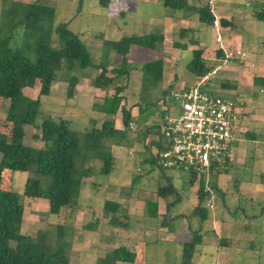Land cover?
Instances as JSON below:
<instances>
[{
	"label": "rangeland",
	"instance_id": "1",
	"mask_svg": "<svg viewBox=\"0 0 264 264\" xmlns=\"http://www.w3.org/2000/svg\"><path fill=\"white\" fill-rule=\"evenodd\" d=\"M31 1H38L54 8V17L51 25L52 32L49 35L43 31L35 35L24 36L21 26H12V17H4V9L10 4H25ZM203 1L206 2L207 0ZM100 2V0H8L7 5H5L0 0V21L2 22L0 29L3 35L10 36L12 34L10 40L12 46L18 47L25 56L31 60H35L36 47L40 41L48 42L54 48L60 47L59 32L56 31V28L61 22H64L67 25V29L78 34L87 47L94 64L87 68L92 74L97 72L96 69L99 68L100 64L107 69L119 66V55L115 52L112 45L108 44L109 41L117 40L122 36L137 35L145 32L146 34L161 32L166 33L168 36V49L164 50L163 45L160 47L164 50L166 58L172 61L167 67L168 71L165 73L166 76L163 83L171 81L172 84H175V81L186 80L185 77L189 79V77L195 76V74L185 69L186 63L191 57L188 51L195 47V43L187 41V37L195 39L197 40L196 43L201 44L204 56H212L211 60L215 64H221V57L217 55L218 45L211 40L215 31H213L212 26L199 22L195 15L192 14L187 23L191 29L190 33L181 35L179 34L182 24L181 17L182 14H186V11H173L169 7H164L162 3H158V0H147V2L138 0V3L127 2L129 9L125 10L121 15V6L118 2L115 1L109 5V9ZM240 2V8L248 11L249 15L244 11L243 17L238 18V20L236 19L237 17H232L230 21H235L234 27L229 25L233 28H228V30L237 29L240 31L233 35H241L240 38L243 44L238 48L246 52L247 58H244V60L243 58L236 57L238 58L237 61L233 59L228 69L216 71L210 79L207 88L215 94L235 100L241 98L239 96L240 91L244 90L246 92L245 99L249 107L246 104L245 106L248 107L249 111L245 124L247 128L255 130L257 133L255 140H245L246 138H244L245 141L241 143V138L238 147L235 149L234 156L222 164L221 174L215 176L209 172L208 174L199 175L195 181L189 180L190 173L186 170L173 172V169H159L160 167L147 163L144 161V158L148 157L149 153L143 151L137 140L141 138L140 141H142L145 128L150 124L156 125L161 120L163 114L169 117L174 116L177 101L173 98L171 92L165 93L172 110L166 112V106L161 110L159 99L162 95L159 94V88L156 91L158 85L143 83V89L141 90L143 92L141 97L142 103L140 107L144 109L135 120L137 131L134 134L140 138L135 140V142L129 143L130 141H128L127 143L122 141V136L118 134L113 139L107 141L109 150L112 153L115 152L111 171L108 174L101 173L98 171L101 162L96 159L92 160V165H94L96 172L91 178H84V181H82L76 208H74L75 211L73 210L75 213H73L72 217L69 213V219L63 218L64 213L61 215L50 213L48 211V201L43 197L30 198L22 196L24 204L22 233H26L32 238H37V235L41 234L43 230H48L49 235L50 232L54 234L56 233V224L64 221L70 224L72 220L74 232L71 237V247L67 250L69 264H95L98 257L122 245L123 240L127 237H136L145 243L144 255L141 254V256L139 253L134 262L120 261L116 264H181L183 241L191 239L190 232L194 229L193 226H196L197 223L200 225L203 221V218L193 211L195 203L199 201L198 196H196L198 189L204 188L206 190L210 188V193L206 194L202 201V206L205 208L208 219L214 217L217 219H236L237 221L244 219L251 213H256L252 216L251 220L257 225L263 222L264 216H262L260 210L264 202V183L260 181V174L264 172V120L260 119L263 118L262 114H264V111H262L264 110V86L251 85V83H247L248 85L238 83L240 75L236 72H238V68L241 71L245 70V74L241 78L247 81L253 75H248L252 70L254 73L257 72L258 76H264V45L261 43L264 37V21L257 20L252 13V8L264 3V0H240ZM214 8L212 6V10ZM164 13L167 14L166 17L169 16L168 13H174L173 17L176 20L171 21L169 25L170 29L162 27V24L159 26L156 23L159 17L165 16ZM225 16H228V14ZM244 17L245 19H243ZM166 20L168 21L167 18ZM221 27L219 26L220 31L222 30ZM225 33L229 32L225 31ZM175 42H178L177 45H175ZM182 43H185L186 47H181L180 44ZM256 47L257 50L255 49ZM150 50L148 53L144 47L135 45L132 48L129 64L141 65L147 62L158 52L157 49ZM155 56L161 57V55ZM250 62L255 67L250 68ZM64 65L61 61L58 65L60 68L56 69V79L52 85L50 94L40 96L41 104L38 114L33 124L25 125L23 143L35 148L41 147L44 144V141L33 138L34 136H39L40 125L48 117L54 120H57L59 117L66 118L70 121V126L79 132H84L87 127L91 128L97 122L101 124L102 120L107 117L113 118L114 121L117 120V123H120L122 126L121 111H117L113 116L106 115L104 112L96 110V106L93 104L90 106L87 103H81V108L83 109L77 108L73 99L74 94L72 97L66 96L70 74L61 67ZM85 70L86 68L74 70L71 72V75L76 76L79 80L82 77V72H85ZM108 74H112L111 70H109ZM129 74L131 87V81L133 78L135 79V75L132 70H130ZM247 75L249 77H245ZM124 82V77L120 76L114 80L113 84L123 85L125 84ZM221 82H226L225 87H220ZM113 84L104 90H100L102 92L105 91V95L100 96L99 99L101 100L99 101L114 94ZM37 86L33 88L27 87L24 89V92L35 98L38 95ZM93 87L91 85L89 88L93 89ZM134 95L130 92L125 94L124 97L125 99L128 97V99L134 98L136 100L138 94L134 93ZM253 97L256 98L253 100ZM89 107L92 108V112L90 109H87ZM6 109L7 100H2L0 103V131L10 134L11 124L6 120ZM145 121H147L146 124ZM132 133L130 131V135ZM155 135V131L151 130L147 140L154 139ZM124 137L127 140L131 139L127 134ZM129 150L133 151V155H129ZM119 151H121V154H119ZM8 171L5 170L7 177H4L2 182L3 187L20 193L23 191L25 181L29 176L39 177L43 186L49 181V177L38 176L31 171ZM163 173L175 183L176 191L171 195L160 198L162 201L159 202L158 200V203H154L155 199L153 197L157 194V187L167 182L165 177H163ZM174 174H177L178 177H174ZM88 179H91V182H93V188L91 189L88 188L90 181L84 185ZM211 183H217L220 189L214 188ZM237 184H239L238 187L236 186ZM115 190L119 191L116 193ZM176 197H179L178 201H176ZM209 198H211L213 205L211 208L206 206ZM105 199L118 201L121 204L119 211L113 214L112 212H106L103 208ZM149 203L151 205L149 207L150 210L148 209ZM159 203H163L165 206L161 214L158 211L160 209ZM77 209L84 210L81 214L82 216L78 215ZM151 211H154V213H151ZM167 215L171 219L173 218V220L169 219L168 228L163 230L161 228V221L163 219L166 220L167 217L165 216ZM114 217L118 218V220L116 219L118 222L124 221L123 224H126V226L122 227L119 223H112ZM95 220H97V223L94 228L87 229L81 227L83 222H93ZM76 222H78L77 225H75ZM245 224H248L247 221H245ZM113 225H118V229H113ZM188 225L190 226L189 229L186 228ZM174 226L186 228V231L176 234L174 233L176 231ZM169 229L171 233L169 232L168 237H165L164 234ZM239 241L243 242L241 239ZM243 244L249 247L245 242ZM254 244L257 247L256 251L261 248L259 241H255ZM251 251L250 248L243 250V252ZM258 251L262 252V250ZM214 258V255H209L206 261L212 263Z\"/></svg>",
	"mask_w": 264,
	"mask_h": 264
},
{
	"label": "trees",
	"instance_id": "2",
	"mask_svg": "<svg viewBox=\"0 0 264 264\" xmlns=\"http://www.w3.org/2000/svg\"><path fill=\"white\" fill-rule=\"evenodd\" d=\"M2 1L7 5L8 0ZM100 1L103 6H108L109 0ZM195 1L199 4L192 5L188 0H162V4L177 11H195L200 22L212 25L215 16L209 2ZM4 10V17H12V26H21L24 36L35 35L43 31L49 35L52 32L51 25L54 17L52 6L31 1L25 4H10ZM253 15L257 20L264 21V5L258 6ZM219 24L234 26V22L224 18L219 19ZM66 26V23L61 22L56 28L59 32L60 47L54 48L48 42L40 41L36 47L35 60L25 56L18 47L12 46L10 43L12 34L3 35L0 29V103L2 100H7L6 120L11 124L10 134L0 131V264H69L67 250L71 247V237L74 232L72 220L70 224L65 221L56 224L54 234L50 232L49 235L48 230H43L37 238H32L21 232L24 220L22 196L43 197L48 201L50 213L56 215L64 213L63 218L69 219L75 213L74 208H76L82 181L96 172L92 160H99L101 166L98 171L108 174L112 168L113 156L107 141L118 134L124 135V130L115 127L113 118L107 117L99 127L93 126L86 128L84 132H79L70 126V121L66 118L59 117L54 120L48 117L40 125L39 136L33 138L44 141V144L35 148L23 143L25 125L34 123L41 104L40 96L50 94L52 83L56 79V69L60 68L58 65L61 61L65 64L61 67L70 74L66 90L67 97L73 96L78 83V78L72 76L71 72L94 65L79 35L67 29ZM187 30L188 28H182L179 34L182 35ZM163 41L164 35L161 32L132 34L109 41L108 44L112 45L120 56V64L110 69L101 64L98 66L100 69L96 66L99 72L94 78L93 86L105 89L120 76L126 79L130 70L135 69L142 70L143 83L157 84L163 77V60L155 59L141 65H130L129 53L135 45L148 49H159ZM261 43L264 45V37ZM202 53V49H195L186 63V68L198 77L211 70ZM109 70L112 74H108ZM253 83L264 86V76H255ZM36 86L38 88L37 97L33 98L24 92L25 88ZM123 86L117 84L112 96L96 101L93 105L96 106V110L112 116L120 109L121 121L126 129L129 128L131 113L124 106L120 107L122 100L120 92ZM254 135L253 132H246V136L250 139H253ZM150 160L155 163L154 157ZM5 170L10 172L31 171L38 176L49 177V181L43 186L39 177L29 176L20 193L3 187L2 182L4 177H7ZM220 172L222 168H215V166L210 170L211 175ZM190 174V181H195L201 175L196 172H190ZM260 181L264 183V172L260 174ZM211 184L215 187V183ZM175 191L173 184L168 180L166 184L158 187L157 194L166 197ZM206 194L208 193L204 188L198 189L199 201L194 212L198 213L201 218L206 217L205 208L202 206ZM120 207L119 202L104 200L103 208L106 212L117 213ZM149 207H151L150 203L148 206L150 210ZM63 209L71 211H63ZM117 217L112 219V223L122 224L116 221ZM96 223L97 220L88 221L82 225V228L92 229ZM200 242L199 230H192L191 239L182 243L181 264H192L195 246ZM134 248L129 244L119 245L98 257L95 264L134 262L140 253Z\"/></svg>",
	"mask_w": 264,
	"mask_h": 264
},
{
	"label": "crops",
	"instance_id": "3",
	"mask_svg": "<svg viewBox=\"0 0 264 264\" xmlns=\"http://www.w3.org/2000/svg\"><path fill=\"white\" fill-rule=\"evenodd\" d=\"M115 1L118 2V4H120V6H121L120 7V9H121L120 10L121 11L120 14L121 15L124 13L125 10L129 9L128 3L130 1L138 3V0H110V1H108V6L113 4ZM140 1L147 2V0H140ZM149 1H151V0H149ZM188 1L192 5H198L199 4L195 0H188ZM209 1H212L211 2V7L212 6L215 7L214 10H212V12H213V14L215 16V20H217V25L215 26L214 23H213L212 25H207V26H212L213 31H215V33H214L215 37H214V34H213L211 40L213 42H216L217 45H218L217 55H219V57H221V59H220L221 64H219V65L215 64V62H213L211 60L212 56H210V57H208L206 55L204 56V50L201 47V44L200 43H196L197 40L187 37V41L195 43L194 44L195 47L193 49H190V51H188V52H190L191 57H192L193 52H194L195 49H202L203 50L202 56L206 60L207 64L211 67V69L216 68L217 72L220 69L222 71H225V69H228V67L233 62L232 60L236 59V61H237L238 58L228 59L225 62L224 61V49L225 50H235L234 48H236V49L240 50V48H238V47L240 45H242L243 43H242V39L240 38L241 35H238V34L237 35H233L236 32H238L239 30H237V29L228 30V28H233L234 26L233 27L222 26L221 27L222 30L220 31L219 26H221V25L219 24V19L220 18H224V19L230 21L232 19V17H237L236 19L238 20V18L243 17L242 14L246 10H242L240 8V3H241L240 0H209ZM209 1L207 0L206 2H204V1L203 2L207 3ZM158 3H162V0H158ZM252 4H251V6H252ZM260 5H264V3H262ZM260 5L254 6L252 8V13ZM108 6L106 8L109 9L110 7H108ZM170 9H172V8H170ZM189 12L186 11L185 12L186 14H182V17H181L182 24H181L180 30L182 28H188L187 32L182 33V35H187L191 31V29H190V27H189V25L187 23L189 21V18L192 16V14L195 15L197 17V19H198V15H197V13L195 11H189ZM246 12L249 15V12L248 11H246ZM168 14H169V16H167V17H166L167 14H165V16L163 15V16L159 17L158 20L156 21V23H158L159 26H160V24H162L163 25L162 27L170 29L171 27L169 25H170L171 21L176 20V19L173 17L174 13H168ZM227 14H228V16H225ZM176 15H178V14H176ZM166 18L168 19V21L166 20ZM243 19H245V17ZM202 24H204V23H202ZM180 30H179V32H180ZM225 31H227L229 33H225ZM142 34H144V33H142ZM218 34L221 37V42H217L216 41V38H217ZM137 35H139V34H137ZM163 35H164V41H163L162 45L164 47V50H166V49H168V46H169V44L167 43V37L168 36H167L166 33H163ZM182 39H184V38H182ZM183 41H186V40H183ZM220 43L222 44L224 49L219 47ZM180 45L181 46L183 45V46L186 47L185 43H182ZM233 45H235V46H233ZM132 48H131L130 53H129V59H130V56H131V53H132ZM144 49H146L148 51V53H149V51H151L148 48H144ZM160 49L161 48L157 49L158 52L155 54V55H161L160 58L156 57L154 55L151 59H149L147 61H151V60H155V59H162L163 58L162 59L163 60V77L156 84V85H158L156 91L159 88V94L162 95L161 98L159 97L160 98L159 99V105L161 106V110H162V108L164 109V106H166V105H164L165 103H167V105L170 106V103L168 102L167 95L165 93L172 92L173 90L187 88L188 86L194 84L197 81L198 76L195 75L193 77H189V79H187L185 77L186 80L181 79L179 81H175V84H172L171 81H169L167 83H163V80H164V78L166 76L165 73H166V71H168L167 67L169 66V64L172 61L170 59L166 58V56L164 55V52H163L164 50H162V49L160 50ZM255 49L257 50V47ZM153 50H156V49H153ZM263 54H264V51H263ZM244 58L246 59L247 57H244ZM119 60H120V56H119L118 62H119ZM213 64H215V65H213ZM249 66H250V68L251 67L252 68L255 67V65L252 62H250ZM185 69H187V68L185 67ZM96 70H97V72L95 74H92L91 72H89L90 70L88 68H86L85 72H82L83 75L81 74L82 77L78 80V83H77V85L75 87L73 99H74V101L76 103L75 105L79 109H83V108H81V103H87V104H89L91 106L92 104H94V101L101 100V99H99L100 96H104L105 95V91H103V92L100 91L101 90L100 88H96V87H93V89L89 88L91 85H93L94 78L99 72V69H96ZM132 72L135 75V79L134 78L132 79L131 87H130V79H129V75L130 74L125 79V82H124L125 84H123L124 85L123 89L120 92V95H122V100H121L120 107L124 106L126 109H128L130 111V113H131L130 124L133 127L131 128L130 124H129V128L124 129L123 124L121 126L120 123H117V120H115V127L116 128L120 127L119 129L124 130V135H122L121 140L125 141L127 143H128V141H130L129 143L135 142V140L140 138L138 135H134L136 133V131H137V125H136L135 120L140 115V113L143 112V109H144V108L140 107V105L142 103L141 102V97H142V93H143L141 91L143 89L142 88L143 87L142 70L141 69H135V70H132ZM236 73L238 75H240V79L238 80V83H241V84H244V85H248L247 83H251V85H254L253 78L255 76H258L256 74L257 72L254 73L253 70H252V72L250 71L248 75H252V74L253 75L249 78V81H247V80H243L241 78L242 75L245 74V70L241 71L238 68V72H236ZM248 75L245 76V77H249ZM53 83H52V85H53ZM111 84H113V83H111ZM111 84H109L108 86H110ZM225 85H226V82H221L220 87H225ZM108 86L106 88H108ZM115 86L116 85H114V88H115ZM52 87H51L50 92L52 91ZM102 90H104V89H102ZM130 92H132L133 96H135L134 93L138 94V97H137L136 100H134V98H132V99L129 98L130 99L129 100L128 97H127V99H125V97H124L125 94L130 93ZM245 93L246 92L244 90L240 91V93H239L240 95L239 96L241 98H239V99L242 100L248 106L247 101L245 99ZM255 98L256 97H253V100ZM160 100H161V102H160ZM83 107H85V106H83ZM248 107H246V108L249 111ZM87 109H90L91 112L93 111L91 107H89ZM118 111H120V109H118ZM262 111H264V110H262ZM166 112H167V110H166ZM262 115H263V118L260 119V120H264V114H262ZM162 116H164V114ZM162 116H161V120H162ZM121 119H122V117H121ZM251 119H253V118H251ZM161 120H159V122L156 125H151L150 123H148L150 125L145 128V130H144L145 134L142 137V141H140L141 138L139 140H137L138 141L137 143H140V146L143 149V151L149 153V156L145 157L144 161H146L147 163H151L154 166L156 164L154 162L152 163L150 158L154 157V155H156L157 151L159 150L160 143H159V140H158V134H159L158 126L161 123ZM93 123H94V120H93ZM121 123H122V121H121ZM146 123H147V121H145V124ZM118 124H119V127H118ZM100 125L101 124H98V122H97V124H95L94 126L99 127ZM87 128H89V127H87ZM151 130H154L156 135H155L154 139H151V140L148 141L147 138L149 136V133H151ZM130 131L133 132L131 135H130ZM247 131L253 132L255 134L254 138L250 139L245 134V136L240 141L241 143L243 141L247 140V139L248 140L249 139L250 140H255V137L257 135L255 130H252V129L248 128ZM126 134L129 135V137H131V139L127 140L124 137ZM244 138H246V139L244 140ZM240 142L238 141L235 144V147L233 149L232 157L234 156L235 149L238 147V144ZM120 147H121V145H120ZM153 148L156 149V150H154ZM128 153H129V155H133V151H131V150H129ZM114 154H115V152L112 153V156H114ZM119 154H121V151H119ZM159 169H162V168H159ZM172 171L173 172H178V171H181V170L173 169ZM221 173L222 172H220L218 174H215V176H218ZM91 177H88V178H91ZM163 177H165L166 181L169 180L173 184L174 188L176 187L175 183L170 178H168L164 173H163ZM174 177H178L177 174H174ZM190 177H191V174H189V180H190ZM171 178H173V176H171ZM86 182H89L88 183L89 184L88 185L89 189L93 188V186H92L93 182H91V179L86 180L84 185H86ZM218 186L219 185L217 183H215V187L214 188L218 189L219 188ZM236 186L238 187L239 184H237ZM158 187H157V189H158ZM115 191L117 193L119 190H115ZM87 195H88V193H87ZM196 196H198V190L196 192ZM153 198L155 199L153 201L155 203H158V200H159V202L162 201V199H160V198H162V196H159L158 194H156V196L153 197ZM176 198H177L176 201H178L179 197H176ZM109 200H112V199H109ZM113 201H115V200H113ZM116 202H118V201H116ZM197 203L198 202L195 203V206L197 205ZM159 205H160V209H158V211L161 214L163 212L162 210H164L165 206L163 205V203H161V204L159 203ZM144 206H145V202H144ZM195 206L193 208V211L195 209ZM263 206H264V202H263ZM263 206H261V210H260L262 216H264V210H262ZM77 210L78 211H76V212L78 213V215H81L82 212L84 211V210H79V209H77ZM143 212H144V210H143ZM254 214H256V213H251L248 216H246L244 219H240V220H237V221H236V219H234V220H232V219H217V218H214V217L208 219V217H205V218H203V221H202V223L200 225H198V223H197L196 226H193L194 229H192V230H199V233L201 235V242L195 246V250H194V253H193V257H192V264H264V220H263V222H261L260 224L257 225L254 221L251 220V218H252V216ZM165 217H167L166 220L163 219V221H161L162 222L161 223L162 224L161 228L163 230L168 228L167 225L169 224V219H171L169 215H167ZM172 220H173V218L171 219V221ZM245 221H247L248 224H245ZM85 223L86 222H83L81 225H83ZM123 223L124 222H122V224L120 223V226H122V227L126 226V224L124 225ZM77 224H78V222H76L75 225H77ZM184 226H185V224H184ZM174 228L176 229V231L174 233H176V234L180 233L181 234V233H184L186 231V228L189 229L190 226L188 225L185 229H183V227L181 228V226H174ZM113 229H115V230L118 229V225H115V226L113 225ZM169 232H170V229L168 230L167 233L164 234V236L168 237V235L171 233V232L170 233ZM190 234H191V232H190ZM240 239L243 242H245L246 244H248L249 247H247L245 244H243V242H240L239 241ZM254 240L260 242L259 246L261 248L258 249V250H262V252H260L258 250L256 251L257 247L254 244V242H255ZM185 241H187V240H185ZM128 244L132 248L135 247L134 249L136 250V252H138V253L140 252V253H142L144 255L145 243L143 241H141L140 239H138L136 237H127V238H125L123 240L122 245H128ZM197 246H198V248H197ZM246 248H248V249L250 248L252 251L251 252H243V250L244 249L246 250ZM212 249H213V251H211ZM209 255L210 256L214 255V257H215L214 261H212V263L211 262L209 263L208 261H206V259L208 258Z\"/></svg>",
	"mask_w": 264,
	"mask_h": 264
},
{
	"label": "built area",
	"instance_id": "4",
	"mask_svg": "<svg viewBox=\"0 0 264 264\" xmlns=\"http://www.w3.org/2000/svg\"><path fill=\"white\" fill-rule=\"evenodd\" d=\"M216 41L221 42L219 34ZM219 47L223 48L221 43ZM246 55L238 49H224L225 62ZM216 71L213 68L194 84L171 92L177 107L174 116H164L158 126L160 146L154 155L156 166L203 175L214 166L221 168L232 157L234 145L248 130L245 124L248 110L242 100L215 94L207 88ZM164 105L168 106L167 111L172 110L167 103ZM206 190L209 194L210 188ZM206 206H213L211 198Z\"/></svg>",
	"mask_w": 264,
	"mask_h": 264
}]
</instances>
